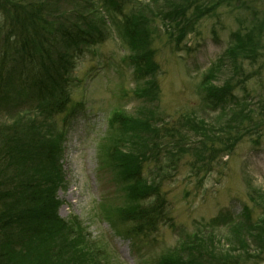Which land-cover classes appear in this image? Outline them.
I'll use <instances>...</instances> for the list:
<instances>
[{
  "label": "trees",
  "instance_id": "obj_1",
  "mask_svg": "<svg viewBox=\"0 0 264 264\" xmlns=\"http://www.w3.org/2000/svg\"><path fill=\"white\" fill-rule=\"evenodd\" d=\"M207 1L0 0V104L13 95L14 87H10L4 71L17 53L22 58L23 74L34 73L33 82L24 86L26 90L36 88L39 93L38 114L43 115L44 122L28 142L17 143L12 134L6 144H1L5 148H0V264H103L104 251L92 243L86 228L77 219H63L58 212L65 133H55L49 127L51 132L45 133V141L44 131L40 130L47 116L53 118L70 102L67 74L76 60L88 48L106 41L113 24H120L131 50L129 61L144 83L137 93L146 99L157 96L156 74L160 68L153 48V22L160 18L171 23L181 41L219 2L232 6L235 1L237 6L248 7V0H214L210 5ZM50 6L57 11L48 12L46 7ZM263 38L264 19L255 18L251 26L234 33V42L223 58L234 75L242 78L244 61L255 62L263 53ZM248 79L229 81L221 87L204 81L209 85L205 84L207 101L215 106H233L232 118L225 122L226 136L219 138L210 135L205 122L191 114L180 117L170 127L157 122L161 118L152 107L140 111L137 117L114 114L112 121L119 136L109 147L108 157L121 174L128 200L116 209L113 218L131 225L129 234L147 237L161 225L174 226L161 187L168 176L167 168L176 165L182 154L195 149L197 158L192 166L209 171L214 157L230 150L224 149L225 142L233 144L260 125L254 111L247 108L248 98L237 99L233 94L234 87ZM4 125L0 124V139L6 137L8 127L4 130ZM191 132L200 136L193 147L186 142ZM148 161L154 162V170L146 174L144 163ZM219 220L183 233L177 243L156 257L154 264H261L264 221H251V209L245 207L241 220L230 228L232 246L225 248L218 244L216 234L208 231L215 222L226 224V218Z\"/></svg>",
  "mask_w": 264,
  "mask_h": 264
},
{
  "label": "rangeland",
  "instance_id": "obj_2",
  "mask_svg": "<svg viewBox=\"0 0 264 264\" xmlns=\"http://www.w3.org/2000/svg\"><path fill=\"white\" fill-rule=\"evenodd\" d=\"M46 8L48 12L55 10ZM255 18L264 19V0H248L246 8L235 1L232 6L219 2L181 41L171 23L160 18L153 22V48L160 70L156 74L158 95L151 99L137 93L144 83L129 61L131 50L120 24H113L107 40L88 48L67 74L70 102L53 118L47 116L40 131L51 132V127L55 133H65L58 212L63 219H77L86 228L92 243L104 251L103 264H154L183 233L195 232L214 219L220 222V218H226V224L215 222L208 231L216 234L219 245L231 247L230 228L241 220L245 207L251 209V221H264V38L263 53L257 60L244 61L242 78L234 75L228 60L223 59L234 42V33L251 26ZM21 59L15 53L4 71L14 90L8 101L0 104V124H5L4 130L8 127L6 137L0 139L1 151L8 136L15 135L17 143L28 142L44 123L43 115L38 114L39 93L24 86L33 82L34 73L23 74ZM246 77L249 79L239 82L233 94L237 99L248 98L247 108L254 111L260 125L233 144L225 138L224 149L230 150L218 153L209 171L192 166L197 158L195 149L182 154L176 165L167 168L168 176L161 187L174 226L161 225L147 237L129 234L131 225L113 218L116 209L128 200L121 174L108 157L109 147L119 136L112 121L114 114L137 117L152 107L161 118L157 122L169 127L191 114L205 122L210 135L219 138L226 136L225 122L232 118L233 106H215L207 101L205 87H221ZM44 136L47 141L48 135ZM199 141L200 136L191 132L186 142L193 147ZM153 166V161L145 162L144 172L153 173ZM262 257L260 263L264 264Z\"/></svg>",
  "mask_w": 264,
  "mask_h": 264
}]
</instances>
